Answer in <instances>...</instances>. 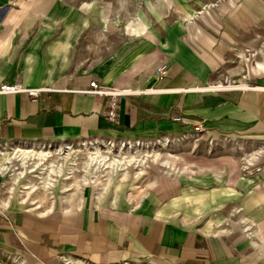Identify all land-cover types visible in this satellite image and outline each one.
Listing matches in <instances>:
<instances>
[{
	"label": "crops",
	"instance_id": "obj_1",
	"mask_svg": "<svg viewBox=\"0 0 264 264\" xmlns=\"http://www.w3.org/2000/svg\"><path fill=\"white\" fill-rule=\"evenodd\" d=\"M110 4L0 0V84L43 89L36 100L0 95L4 155L14 144L112 137L126 143L192 138L194 147L205 139L215 154L167 158L184 169L152 176L146 185V176L134 175L133 183L112 188L103 173L54 177L46 191L31 184L17 190L24 176L13 180L0 171L11 177L4 184L8 176L0 175V258L7 264H264V0L257 6L228 0L198 21L185 7L176 21L173 3L161 13L129 17ZM112 21L151 27L101 26ZM256 39L258 46L248 42ZM239 46L256 48L246 74ZM228 55L239 66L230 67ZM220 73L226 83L216 81ZM91 81L127 92L117 98L114 122L107 97L81 93Z\"/></svg>",
	"mask_w": 264,
	"mask_h": 264
},
{
	"label": "rangeland",
	"instance_id": "obj_2",
	"mask_svg": "<svg viewBox=\"0 0 264 264\" xmlns=\"http://www.w3.org/2000/svg\"><path fill=\"white\" fill-rule=\"evenodd\" d=\"M107 1H111V8L110 11L114 10V13H116L117 11L122 12L123 15H128L127 17H129V15L133 16L135 14H139L141 12L145 13L147 12L148 14L151 13L152 11H158L159 13H161L163 11V8H167V6H170L171 9V4H174V10H173V14L174 18L176 19V21H180L181 17L183 16L180 10H183V8L185 7L186 10H190L189 16L191 20L194 21H198L199 18L202 16V14L204 12H209V11H215L217 9V6L220 4H224L226 2H228V0H172V2H170L168 4L167 0H107ZM81 2V1H80ZM254 4L257 5H263V0H254ZM91 9L88 10V12H90ZM99 9H96L97 13H101L104 14L103 10L98 11ZM168 12V11H167ZM167 12H165V14H168ZM170 12L172 13V10H170ZM169 12V14H170ZM148 19L149 16H148ZM103 25H105V27H107L108 25H110V29L112 31L116 30L119 31L120 29H122L121 27H123V30H129V31H134L135 29H137V31H144V29L150 30L151 27V23H134V22H128V23H119L116 24L115 22H111L110 24L105 23V24H101V26L103 27ZM118 25V28H116V26ZM97 26V25H96ZM120 26V27H119ZM260 42L258 43L257 39L253 40V41H248L250 43H254L256 46H258V44H260L262 42V39H258ZM241 46H239V49H237L239 52L241 50L240 48ZM251 47V46H250ZM249 47V48H250ZM254 48V47H253ZM250 48L247 51V48H244L245 51L244 52H239L241 54H243L245 61L242 63L243 68H244V74L247 73V69L248 66L250 65V63H252V59L250 57V55L253 53V50L256 48ZM252 51V52H251ZM226 61L228 62V64L230 65V67H236L239 66L240 64V60L236 58V56L234 55H228L226 57ZM219 73V72H218ZM222 73V72H221ZM221 73L219 74L218 80H216L217 82L222 81L223 79H221ZM215 81V80H214ZM224 83H226V79L223 80ZM250 85V82H248ZM104 141H107L110 144H114L115 147L112 149L113 154H118V146L119 145H125V150H127V148L130 149V142L126 143V138H108V139H97V138H89V139H84V140H78L76 142H71V143H43V144H35L32 143L31 145L34 146H38L41 145L42 147H46L47 149L51 150L53 152V154H56V150H59V147L62 149L67 148L68 146H70L71 148H73L72 150L76 151L73 155H78L77 157L79 158V156H83L84 153H86V149L91 148L93 145H96V147L98 148H102L101 150H105L104 149ZM139 141V140H136ZM170 141V140H169ZM86 144H84V143ZM195 140H193L192 138H188L185 139L184 142L182 141V143H170L168 144L167 147H165L162 143H158V140H142L140 143L142 145L139 146L140 151L138 153H140L141 151L144 152L146 150H155L157 151L158 155H159V159L160 160H164V159H172V158H176L177 160H182L184 157H188L189 152L193 151L195 155H204L207 154L209 156L214 155L215 154V147H213L214 144H212V142H210V140H203L201 139L200 142L196 143V146L194 147V143ZM91 143V144H90ZM92 143H94L92 145ZM134 143V142H133ZM139 143V142H138ZM88 144V145H87ZM153 146H152V145ZM15 145V144H14ZM13 145V146H14ZM16 145H20V146H24V144H16ZM30 145V144H28ZM27 145V146H28ZM73 145V146H72ZM79 145V146H78ZM92 145V146H91ZM148 145H151V148H147ZM13 146H9V148L13 147ZM66 146V147H65ZM86 146H89L88 148ZM193 146V147H192ZM64 147V148H63ZM8 148V149H9ZM85 149V150H84ZM131 150V149H130ZM71 151V150H70ZM80 151V154L79 152ZM134 152V150H132ZM136 151V150H135ZM78 152V153H77ZM186 154V155H184ZM181 165V166H180ZM126 171V174L128 175L126 178L122 177L121 179H119V176L124 174L122 172V170H117L116 173L114 174H110V180L112 179L111 183L108 185V188L110 186V188L115 187L116 185L120 184L121 182H128V180L130 182H134V175H136V173H138L139 168L134 167V166H128ZM177 171L178 170H183L184 167L182 166V162H178V164L176 165L175 168ZM80 170L78 171V173L76 174H81L84 175V172L82 169H77ZM182 172V171H180ZM36 173V172H35ZM104 172H100L98 175L101 178ZM32 174L34 173H29L27 175H25V177L21 178L19 180L18 183L15 184V188L17 187V190L21 189L24 185H26L27 180L32 176ZM158 174H166V169H164L163 167H161L159 164L155 163V162H147V168L145 170V173L139 174L138 180L141 179V177L146 176L147 179L143 182V185L149 184L152 176L158 175ZM2 176L7 177L5 180H3V183H9L10 182V174L4 173V174H0ZM72 176V174H69ZM61 179V178H60ZM123 181H120L122 180ZM74 180V179H72ZM90 180H95V179H90L87 178V182H90ZM142 180V179H141ZM78 183L83 182V181H79L77 180ZM64 183V181H62V184ZM59 183V186L62 185ZM8 185V184H6ZM58 192V191H57ZM17 194V193H16ZM33 197H35L34 199H39L38 195H33ZM32 197V198H33ZM7 259H1L0 258V264H7Z\"/></svg>",
	"mask_w": 264,
	"mask_h": 264
},
{
	"label": "bare ground",
	"instance_id": "obj_3",
	"mask_svg": "<svg viewBox=\"0 0 264 264\" xmlns=\"http://www.w3.org/2000/svg\"><path fill=\"white\" fill-rule=\"evenodd\" d=\"M158 143H162L167 147L170 141L168 138H164L158 140ZM93 144L94 143H92V145ZM27 145L28 144L24 146L14 145L9 149L11 152L7 156L4 155L7 152L6 148H0V158L2 157L1 159L3 161V163L0 164V171L12 173L14 176L13 180L18 177H25V173L27 172L34 173L26 184H31V188L35 190L42 189L46 191L49 186L52 185L55 179L54 177L66 176V178L69 179L71 178L69 174L75 175L80 171L77 169H82L84 175L88 174L93 176H97L100 172L110 175L116 173L117 170H122L123 173L126 174V168L132 165L139 168L138 173H136V175H139L145 173L147 162L151 161L166 169V174H177V171L169 163L168 159L160 160L158 158L159 155L157 151L146 150L138 153L140 151L139 146L141 145V143L138 142H130L129 146L131 150L129 148L125 150V145H119L117 148L118 154H116V151L115 154H113L112 149L115 145L104 141L105 150H101L102 148L100 149L96 147V145H91V148L86 146L88 148L86 150L84 149L86 153H84L83 156H79V158L77 157L78 155H73L76 151L72 150L73 148L70 146L65 149L59 147V150H56V154H53V152L45 146ZM142 145L145 144L142 143ZM151 145H148L147 148H151ZM132 150H134V152ZM78 152L80 154V151ZM103 169H105V171ZM34 179H37L39 184L33 183ZM70 186L71 185L67 187Z\"/></svg>",
	"mask_w": 264,
	"mask_h": 264
},
{
	"label": "built area",
	"instance_id": "obj_4",
	"mask_svg": "<svg viewBox=\"0 0 264 264\" xmlns=\"http://www.w3.org/2000/svg\"><path fill=\"white\" fill-rule=\"evenodd\" d=\"M167 70L166 65H161L158 70V76H164ZM43 92L42 88H25L21 84H0V95H13V94H25L30 97L32 100L38 99V97ZM84 94H91L95 96H104L109 99V110L107 112V118L110 122H114L116 118V110L118 108L117 98L124 96L127 94L126 91H115L109 90L103 86H99L96 82L91 81L89 84V88L87 90L81 91ZM175 121H180V118H175ZM202 131L200 125L194 126V132L198 134V132ZM259 170V169H257Z\"/></svg>",
	"mask_w": 264,
	"mask_h": 264
}]
</instances>
